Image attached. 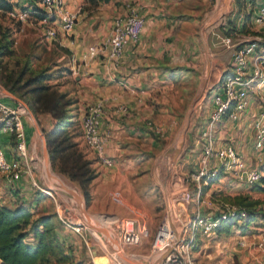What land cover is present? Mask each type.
Instances as JSON below:
<instances>
[{
    "label": "rangeland",
    "instance_id": "374dc122",
    "mask_svg": "<svg viewBox=\"0 0 264 264\" xmlns=\"http://www.w3.org/2000/svg\"><path fill=\"white\" fill-rule=\"evenodd\" d=\"M224 1L221 11L222 15L216 21H213V19L217 13L216 10L219 5L218 0L178 1L183 7L178 17L180 21L178 32L179 39H177L176 44V47H178L180 51L176 56H165L166 59H171L172 62L171 65H166V70L172 73L168 76L165 93L161 96L160 89H156V93L151 95L152 97L148 103L150 106L149 117L155 122L164 124L165 126L173 120L176 122L171 129L164 128L163 131H154V129L153 131H147L148 138L146 141L144 139L140 140L138 137H132V140H128L125 147L127 151L121 155L122 176L129 177L131 181L140 179L139 184H141L143 189L140 192V205H145V207H156V216L133 215L131 217L137 220H149L154 223L153 227L155 226V229H157L161 222H169L163 187H165L168 194L171 220H173L172 212L176 210L179 213L181 207L189 211L192 210L193 212H195L198 207H201L204 213L208 212V206L206 204L201 205L202 200L211 201L214 204L221 201L226 205H238L236 202H239L253 215V223L245 228L233 226L227 234L222 233L209 237H199L197 246L192 253L195 264H247V253L245 250L237 247L236 242L238 236L246 235L250 241L259 236V233H256L254 227L264 226V186H249L238 183L227 176L220 175L216 181L202 182L199 195L195 185L186 180L187 177L192 176L200 168L202 162L201 146L203 143L200 137V131L195 130V128L190 131L188 127L195 113H198L199 116L207 113L208 106L206 107V105L210 103L212 95L210 93L211 86H208L205 80L207 78H209V82L212 80L210 74L207 76L206 45L209 48L211 58H213L214 53L222 51L224 47L220 44L216 46L212 45V41L215 42L212 32L221 34L226 29L229 33L236 32L238 34H247V37L251 38L257 33L255 27L252 25L253 9L257 5L264 4V0ZM19 8L20 7H17L16 9L18 10ZM37 19L39 20V17L34 13H30L27 19L22 22L0 16V50L3 49L2 53H4L5 50H12L14 53L13 56H3L0 58V85L2 86L5 84L10 77H12L13 80H17L19 74L24 73L22 77L20 76L21 79L19 84V86L23 88L22 93H10L19 97V99L26 104L31 114L35 117L39 130H41L42 135L45 137L46 133H44V130L40 126L36 111H45V113L50 109L54 111L56 107L51 105V100L52 93L54 91L56 92V88L54 87V81H50L51 79L41 84H37L35 83L36 81L33 82L31 80L37 76H42L44 78L53 75L51 72L52 57L50 55V48L45 41L46 35L44 27V25H51L47 23L40 25ZM200 35L203 40L206 41V44ZM190 36H192L193 40H190ZM194 46H196V51L190 48ZM187 49L189 52H186ZM1 66L3 68H1ZM39 85L47 89L45 93L41 94L40 98L38 96L39 91L32 92V89ZM65 101L70 103L66 114L68 131H72L76 136L81 137V119L85 109H79L74 94L69 95ZM187 110L188 126L185 140L179 149L174 148L169 151L172 158L165 167L164 162L167 154H165V152L179 141L181 122ZM46 114L50 115L49 113ZM59 114H61V111ZM24 117L27 119L34 135V140L36 141V150L31 155L32 158L29 162L33 175L32 177H34L36 183L41 187L42 191H44L41 192V199L46 198L45 202L49 203V206L46 208L53 211L50 215L55 214L59 222H62L64 225L72 226L76 224L80 227L82 236L77 234V238L82 241V250L84 253L86 252L83 257L87 262H89L90 258L88 255L89 247L84 243L85 240L89 242L93 253L100 257L99 260L96 261V264H130L115 252L114 245L110 243L113 238L108 235L105 238L103 233L90 226V224L81 217L82 209L80 207L85 208L83 211L90 215L93 220L97 222V225L105 227L115 236L117 234V220L126 217H117L110 211L103 214H90L88 212L91 197L90 199L88 198L89 184H86V182L84 183V181L94 174L98 175L97 168L94 167V165L87 167L79 160L73 161L72 164L76 166V170L69 174V179L67 175L58 172L57 166H54L51 161V155L47 146V166L50 170H48L49 173L46 172L45 174L44 171H46V167L44 164L41 135L36 130L31 116L25 113ZM196 126L198 127V124H196ZM241 131H246L240 139L241 149L245 153L244 156L249 159V162H251L254 167L256 163L251 157L252 143L248 140L250 134L248 124L242 125ZM85 148H87V146H85ZM128 164H130V167H128ZM166 168H168V171L166 178H164V171ZM76 177H78V179ZM143 178H145L144 181ZM53 180H55V182L57 181L58 184H55ZM175 182L182 187L183 184H187L189 191L194 197L191 202L185 203L183 200L179 201L178 198L175 199V197H170L168 191L169 185H175ZM61 183L65 187L74 190L79 195L81 202L78 203L75 197L69 193ZM2 186L3 184L0 181V195L5 191ZM124 201L125 199L118 197L115 199L117 204L120 202L123 203ZM59 204L65 205V209L62 210ZM125 205H127V203ZM173 207L174 209H172ZM56 211L60 213L62 220L59 218ZM192 213L190 212V216ZM36 218L37 217L33 219ZM154 233L155 231L150 232L151 236L148 239H144L139 246L121 245L123 254L129 258L132 256V258H134L133 260L144 264H155L158 258L152 254L150 250V243ZM253 235L254 238L252 237ZM26 242L32 245L35 244L32 234H29ZM68 251L70 252L71 249H68ZM42 264L59 263L54 257L50 258L47 263ZM65 264H74V261L70 259L69 262ZM78 264H81V262H78Z\"/></svg>",
    "mask_w": 264,
    "mask_h": 264
},
{
    "label": "crops",
    "instance_id": "0c3cea01",
    "mask_svg": "<svg viewBox=\"0 0 264 264\" xmlns=\"http://www.w3.org/2000/svg\"><path fill=\"white\" fill-rule=\"evenodd\" d=\"M13 1L19 2L24 7H31L33 3L36 4L34 0ZM66 1L68 9L77 12V21L70 31H63L52 21L45 20L48 21L46 22L48 25H51H44L45 41L50 48V55L52 57L51 72L53 75L50 81H54L56 93L59 96L64 95L63 99L74 94L80 110L82 108L86 109L90 105L102 104L99 131L102 134H107L105 154L113 160V164L110 167L102 165L97 161L96 154L90 149L85 148L86 145H84L82 136H76L72 132L73 141L77 143L84 158L89 160L91 166L94 165L98 171V175L89 185L91 200L88 212L90 214H103L110 211L117 217H131L133 215L156 216L155 206L145 207V205H140V192L143 190L141 184H139L140 179L131 181L129 177L122 176L121 155L127 151L125 147L128 140H132V137H138L140 140L144 139L146 141L148 138L147 131H153L154 127L162 129L174 127V123L176 122L174 120L165 126L164 124H158L149 117L150 106L148 103L152 97L151 95L156 93V89H160L161 96L165 93L168 76L172 73L166 70V65H171L172 62L171 59H166L165 56H176L179 54L180 49L176 47L177 39H179L180 21L178 17L183 7L178 3L179 0ZM128 3L135 5L144 18V28L139 41L126 47L122 58L116 64L108 62L103 51L91 57L89 55V48L96 45L102 49L106 45L113 17L124 13ZM43 17L39 18V20L37 19L38 24H44ZM47 27L49 29H57L55 37L52 38L47 35ZM256 31L257 33L252 37H261L263 39L264 33L257 29ZM200 37L202 38L201 35ZM189 38L193 40L192 36ZM212 45L216 46L217 44L212 41ZM194 47L190 48L196 51V46ZM186 52H189L188 49ZM229 60L230 51L225 48H222V51L214 53L213 58H211L210 52H208V56L206 53L207 76L209 74L212 76L210 82L209 78L205 79L208 86H213L221 78ZM1 87L4 88L3 86ZM10 94H0V97L10 105L22 103L26 107L27 114L31 116V112L26 104L19 97L12 93ZM260 98L264 100V85L262 84L250 96L247 116L238 123L226 121L221 123L214 133L215 143H230L244 155L245 153L240 146V139L246 131H241L242 125L248 124L250 129L251 116L255 112ZM206 107L208 111L205 115L199 116L198 113H195L188 130L192 131L195 128V130L201 133L206 127L209 111L211 110V99ZM123 108H125L124 111ZM37 116L42 129L48 134L52 133L51 140L55 141V131H52L55 120L51 114L39 113ZM23 122L28 150L30 155H32L36 150V141L25 117H23ZM196 124H198V127ZM249 132V139L248 137L247 139L252 143L251 131ZM0 146L5 149L8 158L13 156L15 150L14 139L1 130ZM247 160L249 161L248 158ZM128 167H130V164H128ZM33 179L29 174L23 173L14 185H7L0 177V181L3 184L2 187L5 189L3 194L0 195V204L6 205L9 208L23 205L31 210L34 218L48 216L50 213H53L52 210L46 208L49 206V203L45 202L46 198L41 199L40 197L38 200V192L41 193V191L35 189L32 185ZM53 181L55 184H58L57 181ZM174 184L169 185L168 191L170 197H175V199L178 198L179 201H182L186 184H183V187L176 182ZM117 197L125 199V201L117 204L115 202ZM126 203L127 205H125ZM59 205L62 210L65 209V205ZM56 212L61 219L60 213ZM190 212L192 213L193 211L183 209L182 207L179 213L176 210L172 212L174 225L177 230H181L190 217ZM137 221L149 232L156 231L155 226L153 227V222L141 219ZM54 222L57 224L56 231L59 238L66 246L70 247L73 260L77 263L81 262V264H96V261L100 257L93 253L89 242L84 241L86 246L89 247L88 255L90 260L87 262L83 257L86 252L84 253L82 250V241L77 238L78 235H82L72 231L70 225H64L62 222H59L57 217H54ZM254 229L257 234L259 233L258 235L264 233V226L254 227ZM254 235L252 236L253 238ZM246 253L247 264H256L251 249H247ZM260 258L264 260V254Z\"/></svg>",
    "mask_w": 264,
    "mask_h": 264
},
{
    "label": "built area",
    "instance_id": "2783aa9c",
    "mask_svg": "<svg viewBox=\"0 0 264 264\" xmlns=\"http://www.w3.org/2000/svg\"><path fill=\"white\" fill-rule=\"evenodd\" d=\"M35 1L44 15L42 20L52 21L63 31H70L73 28L77 21V12L68 9L66 0ZM16 8L6 12L4 16L20 22L26 20L29 11ZM1 13L0 11V15ZM252 25L264 33V4L257 5L253 9ZM143 28L142 14L135 5L128 3L124 13L113 17L106 45L102 49L96 45L91 46L89 55L94 57L103 51L106 60L116 64L122 58L126 47L139 41ZM212 33L214 43L230 51V60L222 77L210 88L211 110L206 127L200 133L203 141L200 168L186 179L187 182L195 185L199 195L201 183L220 174L241 184L255 185L261 180L260 167L264 165L263 99L258 100L250 120L252 158L256 163L254 167L235 146L230 143H215L214 139V133L221 123L224 121L238 123L247 116L251 94L260 84L264 85V38H249L247 34L229 33L226 29L221 34ZM56 34V28H48V36L53 38ZM25 113L27 110L22 103L10 105L0 97V130L9 134L15 143L11 158L7 157L5 149L0 146V177L7 185H14L23 173L32 177L29 163L31 155L23 122ZM101 114V103L86 107L81 119V136L87 148L96 154L98 161L110 167L113 160L105 154L107 134L99 131ZM154 131H163V129L154 127ZM32 185L35 189L44 192L34 179ZM182 197L185 203L194 199L187 184ZM203 204L208 206L209 211L204 213L203 209L198 207L181 230L176 229L170 217L169 222H161L158 225L150 243L151 253L158 258L155 264H195L192 253L199 237L216 235V229L229 219L238 218L241 223L247 217L246 210L239 205H226L221 201L214 204L211 201L202 200L201 205ZM117 222L116 238L118 244L120 243L119 246H139L144 239L151 236L150 232L135 218L124 217ZM71 228L74 232L80 233V227L76 224ZM236 243L239 249L246 252L247 249H251L256 264H264V260L260 258L264 254V233L250 241L246 235H240Z\"/></svg>",
    "mask_w": 264,
    "mask_h": 264
},
{
    "label": "trees",
    "instance_id": "16d2710c",
    "mask_svg": "<svg viewBox=\"0 0 264 264\" xmlns=\"http://www.w3.org/2000/svg\"><path fill=\"white\" fill-rule=\"evenodd\" d=\"M14 7H20L23 10L27 9L29 14L34 13L37 14L39 18L43 17V13L38 7H36V4L33 3V6L31 7H24L20 5L19 2L13 0H0V11L2 12L0 16L5 18V13L12 10ZM2 51L3 49L0 50V58L3 56L14 55L12 50H5L4 53H2ZM1 68L3 67L1 66ZM23 74L24 73L19 74L17 80H13L12 77H10L2 86L9 92L22 93L23 88L20 87L19 84ZM50 79L51 77L49 76L44 78L42 76H37L31 80L33 82L36 81L35 83L37 84H41ZM32 90L33 93L39 91L38 96L40 98L41 94L45 93L47 89L46 87L39 85ZM62 97L64 98V95L59 96V94L54 91L52 93L51 105L56 108L52 107L54 108V111L50 109L46 112L51 114L55 120L52 131H55L56 140H51L52 133L48 134L45 131L44 133H46L45 138L51 155V161L54 166H57L59 173H63L69 178V174L76 170V166L72 164L73 161L79 160L87 167L91 166V163L89 160L84 158V155L81 150H79L77 143L73 141L72 131H68L66 114L70 103H67ZM60 111L61 114H59ZM39 113H45V111H36V115ZM260 169L262 177L260 182L255 185L263 187L264 165H262ZM96 176L97 175L94 174L88 177L84 183L86 182V184L90 185L91 181ZM219 176L210 178L208 182L216 181ZM76 178L78 179V177ZM41 196L42 193L38 192V200ZM88 198L90 199V195H88ZM236 203L246 210L247 217L241 223H239L238 218L229 219L228 221L223 222L216 229L217 235L229 233L230 228L233 226L245 228L253 223V215L250 211H248V209L239 202ZM54 217L56 218V215L52 214L48 216H38L36 219H33L34 214L30 209L24 207L23 205H19L15 208H9L6 205L0 204V264H42L47 263L50 258L54 257L57 259L59 264L68 263L70 259L73 260L72 252L68 251L70 247L66 246L57 234V224L54 222ZM29 234H32V237L35 240L34 245L26 242ZM74 264L78 263L74 261Z\"/></svg>",
    "mask_w": 264,
    "mask_h": 264
},
{
    "label": "water",
    "instance_id": "95a60500",
    "mask_svg": "<svg viewBox=\"0 0 264 264\" xmlns=\"http://www.w3.org/2000/svg\"><path fill=\"white\" fill-rule=\"evenodd\" d=\"M204 42H205V44H206V41H205V40H204ZM208 52H209V48H208V46L206 45V53H207V56H208ZM0 94L11 95L6 89L2 88L1 86H0ZM31 118H32V120H33V123H34V126H35L36 130H37L38 133L41 135V139H42V148H43V155H44V161H45V164L48 165V152H47V145H46L45 137L42 135L41 130H39V127H38V125H37L36 119H35V117L33 116V114H31ZM187 126H188V110L185 112V114H184V116H183V119H182V122H181V132H182V134H181V138H180V140L178 141L177 144L172 145L170 148H168V151H171V150L174 149V148H180V147L182 146V144H183V142H184V140H185V135H186V129H187ZM166 152H167V150H166ZM166 172H167V170H166ZM166 174H167V173H166ZM61 184H62V183H61ZM62 186H64V185L62 184ZM64 187H65V186H64ZM65 189L75 197V199H76V201H77L78 203L81 202V199H80L79 195H78L74 190L69 189V188H67V187H65ZM163 194H164V196H165L167 212H168V214H169V216H170V214H171V209H170V207H169V201H168V198H167V193H166V191H165V187H163ZM80 208L82 209V211L85 210V208H82V207H80ZM83 212H84V211H83ZM118 247H119V245H118ZM121 257H122L125 261H127L128 263H130V264H144V263H142V262H139V263L134 262V261L128 259V257L124 256L123 254H122Z\"/></svg>",
    "mask_w": 264,
    "mask_h": 264
},
{
    "label": "bare ground",
    "instance_id": "6f19581e",
    "mask_svg": "<svg viewBox=\"0 0 264 264\" xmlns=\"http://www.w3.org/2000/svg\"><path fill=\"white\" fill-rule=\"evenodd\" d=\"M219 1V5H218V7H217V13H216V15L214 16V19H213V21H216L218 18H220L221 17V11H222V9H223V1L224 0H218ZM225 2V1H224ZM225 6L227 7V4L225 3ZM204 90V89H203ZM199 95H200V93H199ZM32 119V118H31ZM181 134H182V132H181ZM181 134H180V138H181ZM180 140V139H179ZM178 143V142H177ZM177 149H179V148H177ZM167 153V154H166ZM165 154H166V156H165V162H164V165H165V167L169 164V160L172 158V155H170L171 153H169V151L167 150V152H165ZM44 164H45V161H44ZM45 167H46V171H44L45 172V174H46V172H48V170H50L49 168H48V166H47V164H45ZM166 170L168 171V168H166L165 169V171H164V178H166ZM49 173V172H48ZM165 191H166V189H165ZM166 193H167V191H166ZM167 196H168V194H167ZM168 198V197H167ZM168 201H169V199H168ZM81 216L83 217V219H85L87 222H88V224H90V226H92V227H94L95 229H98L101 233H103L104 235H105V238L107 237V235L108 236H110L111 238H113V240H111V242L110 241H108V242H110L112 245H114V249L116 250L115 252L117 253V255H119L120 257L122 256V254H123V252H122V249H121V246H119L118 247V241H117V238H116V236L112 233V232H110L109 230H107L105 227H102V226H99V225H97V222L96 221H94L93 220V218L90 216V215H88L87 213H85V212H81ZM170 217V216H169ZM114 219V218H113ZM113 219H111V220H113ZM111 223V222H110ZM97 230V231H98ZM92 233H93V231H92ZM109 237V238H110ZM102 239V238H101ZM103 240V239H102ZM124 255V254H123ZM125 256V255H124ZM131 256V255H130ZM123 259V258H122ZM128 259H130V260H132V261H134V262H137V263H139V261H136V260H133L134 258H132V256H131V258H129L128 257Z\"/></svg>",
    "mask_w": 264,
    "mask_h": 264
}]
</instances>
